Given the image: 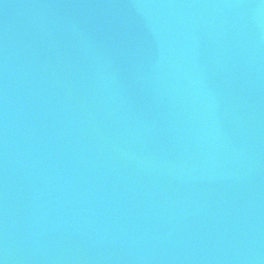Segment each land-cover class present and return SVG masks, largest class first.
<instances>
[{"label":"water","instance_id":"95a60500","mask_svg":"<svg viewBox=\"0 0 264 264\" xmlns=\"http://www.w3.org/2000/svg\"><path fill=\"white\" fill-rule=\"evenodd\" d=\"M0 264H264V0H0Z\"/></svg>","mask_w":264,"mask_h":264}]
</instances>
